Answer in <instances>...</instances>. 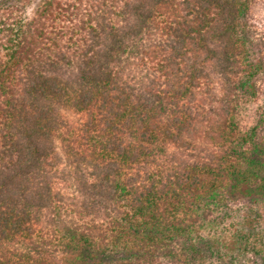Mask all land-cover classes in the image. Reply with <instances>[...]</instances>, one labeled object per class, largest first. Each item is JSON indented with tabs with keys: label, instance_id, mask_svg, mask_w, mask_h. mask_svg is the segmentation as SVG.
<instances>
[{
	"label": "trees",
	"instance_id": "16d2710c",
	"mask_svg": "<svg viewBox=\"0 0 264 264\" xmlns=\"http://www.w3.org/2000/svg\"><path fill=\"white\" fill-rule=\"evenodd\" d=\"M249 3L0 0V264H264Z\"/></svg>",
	"mask_w": 264,
	"mask_h": 264
},
{
	"label": "rangeland",
	"instance_id": "374dc122",
	"mask_svg": "<svg viewBox=\"0 0 264 264\" xmlns=\"http://www.w3.org/2000/svg\"><path fill=\"white\" fill-rule=\"evenodd\" d=\"M28 13L40 2V0H21ZM249 33L260 47L264 57V0H250L246 15ZM258 85L264 82V72L258 78Z\"/></svg>",
	"mask_w": 264,
	"mask_h": 264
}]
</instances>
